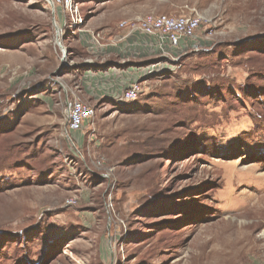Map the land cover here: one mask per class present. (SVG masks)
Returning <instances> with one entry per match:
<instances>
[{"label":"rangeland","instance_id":"374dc122","mask_svg":"<svg viewBox=\"0 0 264 264\" xmlns=\"http://www.w3.org/2000/svg\"><path fill=\"white\" fill-rule=\"evenodd\" d=\"M0 264H264V0H0Z\"/></svg>","mask_w":264,"mask_h":264},{"label":"built area","instance_id":"2783aa9c","mask_svg":"<svg viewBox=\"0 0 264 264\" xmlns=\"http://www.w3.org/2000/svg\"><path fill=\"white\" fill-rule=\"evenodd\" d=\"M59 4L70 7L72 0H57ZM201 24V17L190 15L167 16L146 15L131 21H123L119 27L128 33H140L158 41L160 48L176 49L182 41L195 36ZM143 93L138 83L130 84L120 96L122 102H133ZM95 110L82 102L73 101L66 108V129L70 133H78L85 124L94 119Z\"/></svg>","mask_w":264,"mask_h":264},{"label":"crops","instance_id":"0c3cea01","mask_svg":"<svg viewBox=\"0 0 264 264\" xmlns=\"http://www.w3.org/2000/svg\"><path fill=\"white\" fill-rule=\"evenodd\" d=\"M135 35H138V36H141V38L140 39H138V37H136V38H134V40L136 41V42H139V45L140 46H142V49L144 48H148V49H150V50H155V49H158V48H160V46H159V43H158V41L156 40V39H154V38H151V37H148V36H146V35H144V34H140V33H135ZM183 42H186V41H182L181 42V44H180V46L178 47V48H180L181 47V45H182V43ZM178 48H176V49H178ZM156 54V53H155ZM128 83V82H127ZM127 83H122L121 84V88L122 87H125V86H127L128 84ZM127 84V85H126ZM128 87V86H127ZM126 87V88H127ZM98 100V98L97 97H94V100L92 101V102H96Z\"/></svg>","mask_w":264,"mask_h":264}]
</instances>
